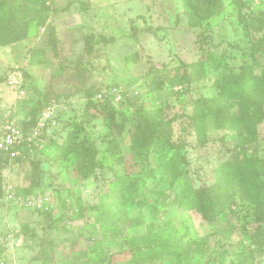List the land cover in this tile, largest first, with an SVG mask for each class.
Masks as SVG:
<instances>
[{"label":"rangeland","instance_id":"obj_1","mask_svg":"<svg viewBox=\"0 0 264 264\" xmlns=\"http://www.w3.org/2000/svg\"><path fill=\"white\" fill-rule=\"evenodd\" d=\"M211 1L191 26L184 0H0V129L46 106L56 120L32 162H0V264H133L132 250L157 252L160 237L170 251L135 264H264V163L261 205L219 181L236 152L264 160V103L249 136L232 127L199 135L192 123L224 76L264 70V0ZM199 62L191 84L165 79ZM154 77L160 89H150ZM88 141L99 164L90 170L77 151ZM187 186L222 209L207 218L184 208Z\"/></svg>","mask_w":264,"mask_h":264},{"label":"trees","instance_id":"obj_2","mask_svg":"<svg viewBox=\"0 0 264 264\" xmlns=\"http://www.w3.org/2000/svg\"><path fill=\"white\" fill-rule=\"evenodd\" d=\"M210 1L211 0H184L185 14L191 26L196 25L198 19L207 17L203 14L202 10H204L205 4ZM200 8L201 10H199ZM212 9L213 8L210 7L209 14H211ZM150 70L152 71L153 68H150ZM155 70H157V68ZM203 71L204 63H191L190 70L184 68L181 73H175V76H166L165 79L173 85H188L198 80ZM162 80H164V78H152L149 85L150 89H160ZM108 103H110V101L105 97L103 107L107 106L108 109H112L113 106ZM263 103L264 70L255 73L251 66H242L237 76L229 73L223 77V80L219 84V93L213 100V104H210L205 109H198L197 113L192 116V123L199 135H203L205 131L211 129L232 127L236 129L242 128L243 132H245V136H249V133L253 132L256 125L261 121V108ZM233 106L236 107V114L231 112ZM38 115L39 110H34L29 120L23 122L14 120L21 130L26 133L28 129L35 124ZM138 115L143 118L149 128L163 132V127L166 123L160 120H154L146 110L140 109ZM75 128L78 132L81 130V125L75 124ZM42 135H44V133ZM39 139H37V142ZM36 143L21 147L20 155L14 158H9L0 152V162L10 163L28 160L32 162L34 158L32 159V156H30V151ZM171 146L176 145L171 143ZM77 151L81 152L85 159L89 160L87 164L89 170L92 166H99L94 160L96 150L92 142L88 141L86 145L79 146ZM262 163H264V160L247 156L243 152H236L233 158L226 160L219 167V181L223 184L222 191H225L231 184H234L235 192L240 199L249 201L255 205H261L260 188L263 181L259 173V164ZM182 195L181 203H183L184 208L198 211L207 218H213V214L222 209L221 204H216L212 193L202 188L198 189L192 186L184 187ZM220 195H223V198L225 197L224 194L220 193ZM103 213L107 214L108 218L113 216L109 208L103 209ZM158 240L159 242H156V246L159 251L149 255L144 254V249L147 248L137 247L133 249L131 252L133 264L139 262L143 258L151 259L152 257H157L160 251H170V248L162 241V237L158 238Z\"/></svg>","mask_w":264,"mask_h":264},{"label":"built area","instance_id":"obj_3","mask_svg":"<svg viewBox=\"0 0 264 264\" xmlns=\"http://www.w3.org/2000/svg\"><path fill=\"white\" fill-rule=\"evenodd\" d=\"M46 4H50V2L47 1ZM110 93L115 95L117 99H120L117 88H111ZM103 97V93L98 92L95 96V100L101 101ZM55 124L56 120L54 118L53 109L50 106L44 107L39 112L35 124L31 126L26 133L21 130L14 120L5 121L0 129V152L9 158L19 156L21 147L24 145L30 146L35 143L49 126H54ZM7 198H12L11 193H7ZM32 199L35 202V206L41 207L43 203L42 196L39 195L36 199ZM32 199H27L26 203Z\"/></svg>","mask_w":264,"mask_h":264}]
</instances>
